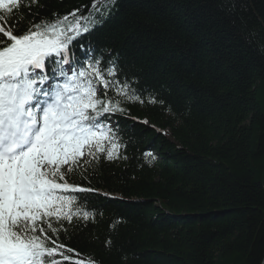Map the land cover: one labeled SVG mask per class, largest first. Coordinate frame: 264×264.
<instances>
[{"label":"trees","instance_id":"1","mask_svg":"<svg viewBox=\"0 0 264 264\" xmlns=\"http://www.w3.org/2000/svg\"><path fill=\"white\" fill-rule=\"evenodd\" d=\"M19 2L17 35L94 0ZM80 39L140 99L101 117L118 157L66 177L97 191L69 193L91 215L59 242L99 264H264V0H117L72 42L83 58Z\"/></svg>","mask_w":264,"mask_h":264},{"label":"snow or ice","instance_id":"2","mask_svg":"<svg viewBox=\"0 0 264 264\" xmlns=\"http://www.w3.org/2000/svg\"><path fill=\"white\" fill-rule=\"evenodd\" d=\"M116 2L97 7L94 0L87 15L54 14L17 35L8 18L20 2L0 0V33L7 38L0 40V264H99L59 242L64 222L91 215L69 193L97 191L66 177L86 171L100 153L118 157L121 144L101 117L123 114L121 97H140L129 81L117 80V60L96 56L90 44H81L84 57H77L71 45Z\"/></svg>","mask_w":264,"mask_h":264},{"label":"bare ground","instance_id":"3","mask_svg":"<svg viewBox=\"0 0 264 264\" xmlns=\"http://www.w3.org/2000/svg\"><path fill=\"white\" fill-rule=\"evenodd\" d=\"M101 1H103V0H101ZM4 41H7V38H5ZM79 44H80V45L83 44L84 47H85V45H86V43H85L82 39H80V43H79ZM80 45H79V46H80ZM80 48H81V47H80ZM82 50H84V49H82ZM78 51H80V50H78ZM80 52H82V51H80Z\"/></svg>","mask_w":264,"mask_h":264}]
</instances>
